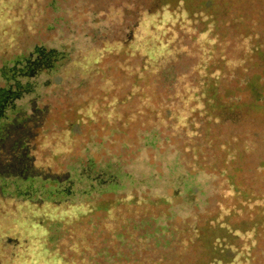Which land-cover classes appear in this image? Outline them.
<instances>
[{"label": "rangeland", "instance_id": "obj_1", "mask_svg": "<svg viewBox=\"0 0 264 264\" xmlns=\"http://www.w3.org/2000/svg\"><path fill=\"white\" fill-rule=\"evenodd\" d=\"M160 1L0 0L16 11L0 51V264H210L216 235L237 252L218 264H264V0L217 1V79L197 69L201 23L139 76L126 45ZM105 40L122 48L90 72L78 57ZM204 81L217 93L191 120L158 113Z\"/></svg>", "mask_w": 264, "mask_h": 264}, {"label": "trees", "instance_id": "obj_2", "mask_svg": "<svg viewBox=\"0 0 264 264\" xmlns=\"http://www.w3.org/2000/svg\"><path fill=\"white\" fill-rule=\"evenodd\" d=\"M218 0H161L152 10H144L138 20L137 27L134 31V39L126 45V52L130 54H139L141 56V65L139 67V76H143L145 71H153L159 69L163 64L170 59L177 57L178 47L175 45V40L179 30L192 29L195 23L203 24V28L199 30L197 36L200 42V47L203 53V59L198 63L199 73L206 75L211 79H217L221 74L220 69H210L209 61L213 56L212 42L214 38L210 35L213 33L217 25V6ZM16 11L13 8L5 5L0 6V51L7 50L13 45L16 39ZM247 39H245L246 41ZM247 45V43H245ZM151 46V47H150ZM5 48V49H3ZM122 48L121 41L105 40L99 49H90L86 53H81L78 57V62L89 61L85 63V69L94 71L97 67L100 58L104 53L110 51H120ZM129 50V51H128ZM76 61V62H77ZM260 75H253L245 84V89L251 90L257 97L260 93L261 84L259 82ZM110 83H106L104 88L107 91ZM204 88V89H201ZM186 85L182 89H178L176 94L181 103L177 107L168 106L165 110L157 109L158 113L164 118L176 120H191V115L199 107L211 105L214 102L217 90L216 86L211 82L203 83V87ZM115 99H109L104 115L110 119H117L122 116L120 111L114 108ZM147 104L148 99L142 101ZM88 114V112H86ZM86 120V118H83ZM82 120V119H81ZM254 204H259L260 199H255ZM77 219V218H75ZM73 219V220H75ZM72 220V221H73ZM71 221V222H72ZM264 226V219L256 220L253 228L255 235L258 229ZM220 238L216 235L208 239L207 262L210 264H218L220 261L229 262L234 259L235 252L231 258H227L229 249L219 247L216 239ZM256 240L257 238L254 237ZM37 242V241H36ZM42 249L36 250V260L42 257V252L45 253V245ZM48 259V258H47ZM35 260V261H36ZM44 262L45 257L43 258ZM47 263V262H46Z\"/></svg>", "mask_w": 264, "mask_h": 264}]
</instances>
